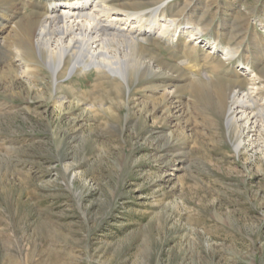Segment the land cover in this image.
Masks as SVG:
<instances>
[{"label": "rangeland", "instance_id": "rangeland-1", "mask_svg": "<svg viewBox=\"0 0 264 264\" xmlns=\"http://www.w3.org/2000/svg\"><path fill=\"white\" fill-rule=\"evenodd\" d=\"M157 1L174 34L117 95L6 55L34 10L0 0V264H264V132L189 92L231 82L264 106V0Z\"/></svg>", "mask_w": 264, "mask_h": 264}, {"label": "bare ground", "instance_id": "bare-ground-1", "mask_svg": "<svg viewBox=\"0 0 264 264\" xmlns=\"http://www.w3.org/2000/svg\"><path fill=\"white\" fill-rule=\"evenodd\" d=\"M44 1L45 4L41 0H30L34 11L18 21L15 38L10 49L4 53L8 55L14 51L19 61L34 67L36 57L41 58L51 71L55 89H59V80L68 73L73 75L94 69L104 79L110 78L115 83L113 91L120 95L124 86L144 80L151 74V62H159L153 51L147 50L143 44H150L153 39L165 40L175 30L173 20L157 18L166 4L157 0H150L148 7L125 4L122 9L129 7L136 10L127 14L97 0ZM0 51L4 50L0 47ZM201 87L191 84L190 94L209 106H216L220 114L224 113L227 129L237 130L238 123L244 121L246 129L264 132V106L256 102L252 90L242 92L238 85L227 82L217 84L213 94H204ZM240 145L235 146V151Z\"/></svg>", "mask_w": 264, "mask_h": 264}]
</instances>
